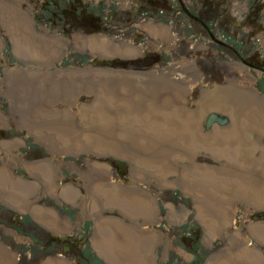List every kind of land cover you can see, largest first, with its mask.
Here are the masks:
<instances>
[{
	"label": "rangeland",
	"instance_id": "rangeland-1",
	"mask_svg": "<svg viewBox=\"0 0 264 264\" xmlns=\"http://www.w3.org/2000/svg\"><path fill=\"white\" fill-rule=\"evenodd\" d=\"M71 8L78 18L66 14ZM17 21L25 36L18 49L11 31ZM94 23L100 29L90 31ZM89 37L106 43L93 49ZM127 46L133 51L116 49ZM113 60L130 65L105 64ZM166 84L181 96L152 93ZM225 87L233 88L235 106L224 103ZM105 90L114 104L101 97ZM248 96L255 105L245 112L239 105ZM257 107L264 108V0H0V256H9V264H116L108 254L118 255L124 245L126 264H225L223 257L255 264L235 252L246 245L264 255V216L253 219L264 215V204L237 192L249 183L264 188V120ZM113 109L123 120L106 124ZM183 110L195 114L193 130L207 139L167 138L162 118L172 112L181 118ZM210 111L228 122L207 126ZM243 132L246 138L239 137ZM152 137L177 150L165 158L172 170L148 148ZM239 138L252 139L244 146L251 154L235 152ZM250 157L258 160L250 165ZM39 161L45 172L27 168ZM192 163L204 172L184 169ZM212 187L216 202L207 193ZM188 188L202 190L195 196ZM123 189L147 201L118 195ZM51 214L59 216L62 232L39 219ZM108 218L139 233L114 232L95 243L97 222Z\"/></svg>",
	"mask_w": 264,
	"mask_h": 264
},
{
	"label": "bare ground",
	"instance_id": "bare-ground-1",
	"mask_svg": "<svg viewBox=\"0 0 264 264\" xmlns=\"http://www.w3.org/2000/svg\"><path fill=\"white\" fill-rule=\"evenodd\" d=\"M18 23V24H17ZM17 23L15 24H12L11 26H13L12 28H11V31H12V33H15L16 32V34H13L14 35V37L15 36H17L15 39H16V41H15V45H16V49H18L21 45H23V44H25V36H24V33L21 31V29H20V27H19V24H21L20 22H18L17 21ZM18 40H20V42L18 43ZM89 42H90V44H91V47L93 48V49H96V48H102L103 47V45L106 43V40H105V38H101V39H97V38H95V37H89ZM51 44V43H50ZM47 44L46 43H44V47H45V49H49V46H46ZM117 50H118V52H122V53H128V52H130V51H133V48H131V47H125L124 49H121V48H116ZM20 51H22L21 50V48H20ZM52 51H53V48H51L49 51H48V53L49 52H51L52 53ZM104 53H110V51H106V50H104L103 51ZM47 53V54H48ZM109 55V54H108ZM122 85H124L123 83L122 84H118V88L119 89H122L123 91L124 90H126L127 92H128V88L126 87V85H124L123 87H122ZM167 86V87H166ZM158 87V86H157ZM157 87H155V89H153L152 90V93H159V91L161 90V92L164 94V92L166 91V95H168V96H164V98L166 99L167 97H170L171 96V94H173L174 95V97L176 98V97H180L181 96V94H180V92L178 91V89H173V87L172 86H169L168 84H166V85H161V86H159V88H158V90H157ZM130 88V87H129ZM110 89V88H109ZM134 89V88H133ZM169 89V91H167ZM111 90V89H110ZM157 90V91H156ZM223 90V89H222ZM233 90V88H231V87H225V89L222 91V94H223V98H224V100H226V101H224V103L225 104H229V105H233V106H235L237 103H235L233 100L236 98V96H235V94H234V90ZM109 91V90H108ZM113 91V90H112ZM132 91V90H131ZM131 91H129L128 93H130ZM133 91H135V90H133ZM115 92V91H114ZM113 92V93H114ZM31 93V92H30ZM101 94V93H100ZM99 94V95H100ZM142 94V93H141ZM102 96V98L104 99V100H107V102H109L110 104H112L115 100H111V97H112V95H111V93H107L106 94V90H105V92H102V94H101ZM109 95V96H108ZM129 95V94H128ZM135 95H136V92H135ZM140 95V94H139ZM117 96V95H116ZM145 96V95H144ZM150 96H152V95H150ZM100 97V98H101ZM154 97V96H153ZM99 97H98V99H100ZM134 98V97H133ZM145 98V97H144ZM171 98V97H170ZM118 99H119V97H118ZM125 99V98H124ZM165 99H163V100H165ZM172 99V98H171ZM121 100H123L122 98H121ZM127 100V99H126ZM132 100V99H131ZM139 100V99H138ZM138 100H136V101H138ZM145 100H146V98H145ZM148 100H150V99H148ZM172 100H174V99H172ZM102 101V100H101ZM130 101V100H129ZM128 101V102H129ZM135 101V102H136ZM142 101V100H141ZM144 101V100H143ZM134 102V101H133ZM147 102V101H146ZM170 102V101H169ZM168 102V103H169ZM199 102H201V101H199ZM243 103L242 104H240L239 106H244V110H245V112H250V111H252V109L254 108V105H255V101H254V99L253 98H251V97H246L243 101H242ZM99 103V102H98ZM102 103H104V102H102ZM119 103V102H118ZM131 103V102H130ZM148 103V102H147ZM166 103V102H165ZM171 103V102H170ZM223 103V104H224ZM234 103V104H233ZM105 104V103H104ZM103 104V105H104ZM106 104H108V103H106ZM114 104V103H113ZM141 104V103H140ZM116 105V104H115ZM118 105H120V104H118ZM135 104H133V106H134ZM142 105H143V103H142ZM106 106V105H105ZM107 106H109V105H107ZM113 106V105H112ZM136 106H138V102H137V105ZM135 106V107H136ZM257 106V105H256ZM117 107V106H116ZM139 108H140V106H138ZM145 107V106H144ZM99 108V107H98ZM98 108H97V110H98ZM147 108V107H146ZM257 108H260V110H261V112L260 113H262L263 114V117L261 118V121L262 120H264V108H261V107H257ZM132 109H135V108H133L132 107ZM120 110V109H119ZM125 110V109H124ZM126 110H128V109H126ZM146 110V109H145ZM101 112H102V110H101ZM111 112L113 113V115H111V114H108V117H107V120H106V122H108V123H106V124H113V122H114V119H118V118H120V119H122L123 120V118H122V116L123 115H121V113L122 112H120V111H118V109H113V110H111ZM258 112V111H257ZM176 114L177 116V119L176 118H174L173 117V114ZM194 113L192 112V111H190V110H183V112H182V114H181V118L179 117V114L177 113V112H172V113H170V114H167V115H165L163 118H162V121H161V124H163V126L165 125V129H164V131H165V133H166V136H167V138H170L172 141H176V140H178L176 137H175V135H178L177 133H179V135H183V137L184 138H181V136H180V139H182V140H186V141H188V140H191V141H193V140H202V141H204L205 139H207L206 137V135H203L202 133H199V134H197V133H195V131L193 130V127H192V122H193V120H194ZM249 115V114H248ZM143 116H144V114H143ZM169 117H172V119H174V120H176L175 122H174V125H172V126H168V121H167V118H169ZM246 118V117H245ZM251 118V117H250ZM119 119V120H120ZM122 120H121V122H122ZM135 121V120H134ZM259 121V120H258ZM170 122V121H169ZM104 123V122H103ZM173 122H171V124H172ZM249 123V122H248ZM119 124V123H118ZM151 124V123H150ZM157 124V123H156ZM155 124V125H156ZM148 125V124H147ZM252 125V124H251ZM111 126V125H110ZM109 126V127H110ZM115 126H117V125H115ZM160 126V125H159ZM254 126V125H253ZM118 127V126H117ZM157 127H158V125H157ZM255 127V126H254ZM113 128V127H112ZM147 128V127H146ZM159 128V127H158ZM162 128V127H161ZM250 128V127H249ZM114 129V128H113ZM258 129V128H257ZM256 129V130H257ZM110 130H111V128H110ZM132 130V129H131ZM134 130V129H133ZM149 131V130H148ZM226 131V130H225ZM150 132V131H149ZM154 132V131H153ZM60 133V132H59ZM59 133H57V135L59 134ZM164 133V134H165ZM136 134H138V133H136V130H135V132H131L130 133V140L132 141V140H136V138H138V135H136ZM140 134V133H139ZM148 134V132L146 133V135ZM247 134H248V132H247ZM239 135V137H242V138H246V136H245V133L243 132V133H239L238 134ZM249 135V134H248ZM127 136V135H126ZM150 136H152V135H150ZM175 137V138H174ZM179 137V136H178ZM250 138H252L251 136H249ZM129 138V137H128ZM158 138V137H157ZM127 139V138H126ZM149 139V138H148ZM148 139H147V142H148ZM155 139H156V137H155ZM155 139H153V137L149 140V143H148V148L150 147V149H152V148H155L157 151L155 152L156 154L154 155V157H155V159L157 160V161H159V162H161V163H163L164 164V166L166 167V168H169V166H167L166 165V163H165V161H166V159L165 158H167V157H169V156H171V155H173L174 153H176L177 152V150L175 151V152H173L175 149H174V147L172 146V148H171V145H169V144H167L168 146L166 147V146H162V145H159L160 143H158V141L159 140H155ZM169 139V140H170ZM165 140V139H164ZM163 140V141H164ZM210 140V139H209ZM252 140V139H251ZM251 140H250V143L248 144V142H244V140H242L241 138H239L237 141H236V144H235V146H234V150H235V152L238 154L239 153V151H240V149H242L243 151H246V152H248L249 154H251V151L249 150V149H247L246 147H248V146H250V144H251ZM171 141V144L173 145V142ZM181 141V140H180ZM185 141V142H186ZM197 141V142H198ZM207 141V140H206ZM221 142V141H220ZM134 143V142H133ZM143 143V142H142ZM168 143V142H167ZM192 143V142H191ZM190 143V144H191ZM180 144V143H179ZM189 143H187V145H188ZM203 144H206L205 142L203 143ZM218 144V143H217ZM115 145V143H113V146ZM147 145V144H146ZM166 145V144H165ZM193 145V144H192ZM199 145V144H198ZM141 146V145H140ZM189 146V145H188ZM244 146H246V147H244ZM184 147V146H183ZM202 147H204V148H209V146H206V145H202ZM196 148V147H195ZM236 148V149H235ZM150 149L148 150V151H150ZM177 149V148H176ZM144 150H145V148H144ZM189 150V149H188ZM193 150V149H192ZM205 150V149H204ZM183 151V150H182ZM215 151V150H214ZM140 153V152H139ZM186 153V152H185ZM216 153V152H215ZM220 153V152H219ZM234 153V152H233ZM149 154H151V153H149ZM176 154H178V153H176ZM187 154V153H186ZM229 154V153H228ZM235 154V153H234ZM245 154V153H244ZM145 155V154H144ZM233 154H231L230 156H232ZM240 155V154H239ZM241 156V155H240ZM239 156V157H240ZM244 156V155H243ZM247 156V155H246ZM245 156V157H246ZM130 157L132 158L133 157V159L134 158H139V159H135L136 160V162H140V161H142V160H140V157L138 156V155H136V154H134V153H131L130 154ZM174 157V156H173ZM173 157H171V158H173ZM227 157V156H226ZM179 158V157H178ZM183 158V157H182ZM188 158V157H187ZM231 158V157H230ZM238 158V157H237ZM250 160H249V164L251 165V164H253V163H255V160L257 159V158H252V157H250L249 158ZM152 160V159H151ZM150 160V161H151ZM189 160V159H188ZM258 160V159H257ZM144 161H145V159H144ZM147 161V160H146ZM147 163V162H146ZM155 163V162H154ZM258 163V162H257ZM168 164V163H167ZM262 164V163H261ZM260 164V165H261ZM138 165H139V163H138ZM155 166H157V165H155ZM262 166H263V164H262ZM158 167V166H157ZM27 168L30 170V171H32V170H36L37 172H45L44 170H45V163L43 162V161H39V162H36V163H33V164H30V165H28L27 166ZM198 168V169H197ZM258 168H260V167H258ZM262 168V167H261ZM263 168H264V166H263ZM169 169H171L172 170V168H169ZM184 169L185 170H193V169H197V170H199L200 172H204V167H202V166H200V165H198V164H196V165H194L193 163L192 164H190V165H188V166H186V167H184ZM206 169V168H205ZM163 170V169H162ZM190 172V171H189ZM188 171H187V174L189 173ZM246 172H248V171H246ZM9 172L7 171V173L6 172H3V174H4V176H3V174H2V177H4V178H6V176H8L9 174H8ZM186 174V173H185ZM186 174V175H187ZM201 174V173H200ZM249 177V176H248ZM246 178V177H245ZM235 181V180H234ZM239 181V180H238ZM240 182V181H239ZM244 182V181H243ZM241 183V182H240ZM14 184V183H13ZM202 184L203 183H201V186H202ZM208 184V183H207ZM207 184H205V185H207ZM246 184V183H245ZM16 185V188H19V184H15ZM214 185V184H213ZM264 185V184H263ZM199 186V185H198ZM194 187V186H193ZM204 187V186H203ZM211 187V186H210ZM210 187H209V189H210ZM236 187V186H235ZM239 187V186H238ZM244 187H245V185H244ZM243 187V185H242V188H236L237 189V192L239 193V194H243L244 196H245V198H246V200L248 199V201H250L251 203H253V204H256V205H260L261 206V204L263 205L264 204V188H262V187H258V185H255V184H253V183H249L248 184V188H244ZM264 187V186H263ZM13 188H14V186H13ZM207 188V187H206ZM6 189H8L7 187H6ZM189 189V188H188ZM199 189H201V188H195V190H194V188L193 189H189L195 196L197 195V196H199ZM204 189V188H203ZM67 189H65V191H66ZM202 190V189H201ZM11 191H13V189H11ZM133 191V190H132ZM136 191V190H135ZM207 191H209V192H207ZM206 192L209 194V197L211 198L210 200H214L215 201V199L217 198V194H218V190H217V188L216 187H212L211 188V191L210 190H207ZM222 191V190H221ZM5 192V191H4ZM7 192V191H6ZM10 192V191H9ZM130 191V189H123V190H121V192H119L118 193V195H122V194H124V195H130L131 193H134V195H136V193L135 192H131ZM139 192V191H138ZM137 192V193H138ZM12 193L13 192H11V195H12ZM203 193V195H201V198L202 197H204V195H206L204 192H202ZM201 193V194H202ZM109 194V192L107 193V195ZM139 194H141V193H138L137 195H139ZM238 194V195H239ZM3 195H5V194H3ZM136 195V196H137ZM214 195H216L215 196V199H214ZM232 195V194H231ZM234 195V194H233ZM236 195V194H235ZM131 196V195H130ZM242 196V195H241ZM13 197L11 196V199H10V202H12L13 201V203L15 202V200L14 199H12ZM123 198V197H122ZM132 198H133V196H132ZM138 198H140L141 200H145V202L147 201V196L146 195H144V194H141ZM205 198H206V196H205ZM219 198V197H218ZM227 198V197H226ZM225 198V199H226ZM234 198H236V196H234ZM244 198V199H245ZM219 199H221V198H219ZM228 199H230V198H228ZM243 199V200H244ZM217 200V199H216ZM223 200H224V198H223ZM219 201V200H218ZM224 201H226V200H224ZM223 201V202H224ZM228 201V200H227ZM227 201H226V203H227ZM230 201V200H229ZM216 202V201H215ZM221 204V203H220ZM220 204H218L219 206L218 207H220L221 205ZM224 204H225V202H224ZM223 205V204H222ZM205 206V205H204ZM206 207V206H205ZM152 209V208H151ZM151 209H149L148 210V212H150V210ZM202 209V208H201ZM219 211H218V216H217V218L218 219H220L221 217L220 216H223V215H225L223 212H225V210L222 208V207H220V208H217ZM41 211V210H40ZM144 211L146 212V209H144ZM152 211V210H151ZM144 212V213H145ZM201 213V212H200ZM201 214H204V213H201ZM201 214H199V215H201ZM142 216V215H141ZM147 216V215H146ZM204 216V215H203ZM208 216V215H207ZM224 217V216H223ZM38 218H39V215H38ZM48 218H49V216H48ZM58 218H59V216H57V215H55V214H51V217L48 219V220H44L43 219V217L41 216L39 219L44 223V224H46L48 227H50V228H52V229H54L55 231H58V232H62V229L57 225V223H58ZM204 219V223H205V227H206V229H207V231L210 233V230H211V228H210V224L208 223V221L206 222V215H205V217L203 218ZM222 219V218H221ZM108 220H110L109 218H108ZM203 221V220H202ZM203 223V224H204ZM210 225V226H209ZM97 226H98V228H97V236L98 237H96L95 238V243L96 242H100V238H101V240H102V238H103V242H105L106 241V238L109 236L110 237V234H114V232L115 233H119V236H121V237H125L127 234H132L133 232L135 233V234H138L139 232L138 231H134L133 229H130V228H128L125 224H123L122 222H120V221H117V220H115V219H112V220H110V222H105L104 221V219H100L98 222H97ZM106 226H107V228L109 229V228H112L111 229V231H109V232H107V228H106ZM264 230V229H263ZM254 233H256V231L254 232ZM150 234V233H149ZM153 234V233H152ZM259 235V234H258ZM154 236H155V234H154ZM128 237H129V235H128ZM121 239V238H120ZM145 240V239H144ZM143 240V241H144ZM146 242H147V240H146ZM106 243V242H105ZM130 243V242H129ZM132 243V242H131ZM132 245V244H131ZM100 246H103L102 244H100ZM124 246V245H123ZM123 246H121V250L123 251H119L118 252V255H113L112 256V254H108V255H111L110 256V258H111V262H113V263H116V264H126V260L124 261L122 258L124 257V259H125V246H124V248H123ZM139 246V245H138ZM129 247V246H128ZM137 250V249H136ZM137 253V252H136ZM235 253H237L236 255H235V258L236 259H238V260H241V258L243 259L242 261H244L245 260V262L247 261H249V262H251V263H255V264H264V255L260 252V251H258V250H256V249H252V248H250V247H248V246H246L245 245V247L244 246H242L241 248H240V250H239V252L237 251V252H235ZM2 254V253H1ZM230 255H231V253H230ZM2 256H4V257H2ZM139 256V255H138ZM229 259H227V257H223V259H225V264H233L234 262H236L235 260H233L232 258H230V257H228ZM127 259V258H126ZM217 260V259H216ZM216 260H212L211 262L214 264V262L216 261ZM220 260V259H219ZM231 260V261H230ZM10 261H12L11 259H10V257L9 256H7L6 254H2L1 256H0V264H9L10 263ZM223 261V260H222ZM132 262V264H135L134 263V260H132L131 261ZM211 262L209 263V264H211ZM130 263V262H129ZM244 263V262H243ZM44 264H64V262L62 261V260H58V261H51V260H48V261H46ZM131 264V263H130Z\"/></svg>",
	"mask_w": 264,
	"mask_h": 264
},
{
	"label": "trees",
	"instance_id": "trees-1",
	"mask_svg": "<svg viewBox=\"0 0 264 264\" xmlns=\"http://www.w3.org/2000/svg\"><path fill=\"white\" fill-rule=\"evenodd\" d=\"M80 12H81V17H84V15H86V14H84V13H85V9L81 10ZM67 13L70 14V15H72V16L76 15V17L78 18V13H79V11H74V10H72V8H71V10H67V9H66V14H67ZM92 17H93V16H92ZM89 29H90V31H91V30H98V29H100V26H98V23H94V25L91 26ZM105 64H107V65H111V66H123V67H127V66L130 65V62L113 60V61H106ZM35 155H36V157L41 156V155L38 154V153H35ZM55 239H56V238H55Z\"/></svg>",
	"mask_w": 264,
	"mask_h": 264
},
{
	"label": "water",
	"instance_id": "water-1",
	"mask_svg": "<svg viewBox=\"0 0 264 264\" xmlns=\"http://www.w3.org/2000/svg\"><path fill=\"white\" fill-rule=\"evenodd\" d=\"M214 122L225 124L228 122V117L225 114L218 113L216 111H210L206 117L207 126L210 127Z\"/></svg>",
	"mask_w": 264,
	"mask_h": 264
},
{
	"label": "flooded vegetation",
	"instance_id": "flooded-vegetation-1",
	"mask_svg": "<svg viewBox=\"0 0 264 264\" xmlns=\"http://www.w3.org/2000/svg\"><path fill=\"white\" fill-rule=\"evenodd\" d=\"M189 13H190V14H193V13H191V12H189ZM192 16H194V18H199L198 16H195V15H192ZM237 53H238V52H237ZM249 63H250V62H249ZM30 152H32V151H30ZM263 216H264V215H262V214L253 215V219H254L255 221H258V219H262ZM64 248L67 249L68 247L65 246Z\"/></svg>",
	"mask_w": 264,
	"mask_h": 264
},
{
	"label": "crops",
	"instance_id": "crops-1",
	"mask_svg": "<svg viewBox=\"0 0 264 264\" xmlns=\"http://www.w3.org/2000/svg\"><path fill=\"white\" fill-rule=\"evenodd\" d=\"M17 181H20V182H28L29 183V181H25V179H23L22 177H19L18 179H17ZM18 183V182H17ZM28 195V194H27Z\"/></svg>",
	"mask_w": 264,
	"mask_h": 264
}]
</instances>
